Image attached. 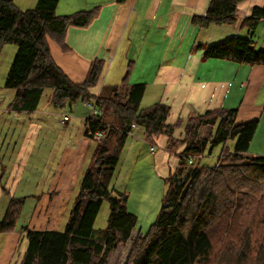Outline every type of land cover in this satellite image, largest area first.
<instances>
[{
    "label": "trees",
    "instance_id": "trees-1",
    "mask_svg": "<svg viewBox=\"0 0 264 264\" xmlns=\"http://www.w3.org/2000/svg\"><path fill=\"white\" fill-rule=\"evenodd\" d=\"M59 1L38 0L25 10L14 0H0V55L7 44L17 46L4 83L15 89L10 110H38L46 88L52 89L48 101L55 107L96 98L101 113L87 120L85 133L103 135L97 139L93 165L83 176L66 229L29 230V245L18 264H122L111 263L110 256L129 243L123 264H264V155L250 151L259 120L238 124L237 108L194 110L183 137L177 138L174 132L184 120L169 123L171 107L162 101L143 107L146 87L128 84V73L120 85L109 92L102 88L97 97L106 61L94 59L84 80L74 81L54 60L50 41L67 49V29L89 26L100 6L59 15ZM241 1L209 0L205 13L195 14L192 22L200 28L235 24ZM262 20L264 6H254L241 26L253 35ZM202 57L264 65V44L257 49L252 39L232 36L206 47ZM134 125L144 128L150 141L166 136V149L179 155V170L165 177L162 207L148 232L133 238L138 217L127 209L126 192L112 183ZM216 145L221 149L215 164L197 160ZM105 200L110 206L107 226L96 234L94 224ZM25 201L26 197L10 199L0 232L15 227Z\"/></svg>",
    "mask_w": 264,
    "mask_h": 264
},
{
    "label": "rangeland",
    "instance_id": "rangeland-1",
    "mask_svg": "<svg viewBox=\"0 0 264 264\" xmlns=\"http://www.w3.org/2000/svg\"><path fill=\"white\" fill-rule=\"evenodd\" d=\"M37 1L15 0V3L21 9L27 10L30 7L27 5L33 7ZM214 28L217 26L194 30L188 36L165 40L164 43L160 38L161 43L148 46L147 58L152 61L156 59L151 55L152 49L156 46L161 50L160 55H163L166 43H172V50L178 48L184 50L185 54L188 53V48L196 49L198 45L210 46L213 45L212 43H218L213 41L221 37L219 35H222V31ZM258 32L259 29L256 33L258 42L254 41L257 49L260 48ZM197 42L199 44H196ZM50 44V46L59 45L55 41H50ZM16 49L15 44H7L0 55V184L7 190V192L3 191L0 199V220L4 217L13 196L26 197V201L15 227L10 231L0 232V264L20 262L29 245L27 234L29 230L64 231L66 229L71 212L76 205L83 176L93 165L92 155L98 142L97 137L87 135L85 139L87 143H80V126L83 127V120H76L74 116L77 115L76 110L81 107L89 112L86 103L79 100L72 106L66 104L63 107H55L48 101V96L52 92L51 88L45 89L38 110L24 115L14 110L9 111L10 108L7 106L15 95V89L5 87L4 83ZM56 50V48L53 49L54 54ZM125 51L124 49L119 52L115 65ZM105 61L106 75L111 76L113 71L109 70L110 61ZM130 67H133V63ZM76 68L79 73L81 65ZM122 78L119 80L117 77L113 83L119 80L118 85H120ZM147 81L151 84V80L147 79ZM254 86L259 97L261 91L257 85ZM109 89L105 87V91L109 92ZM155 101V92H149L141 105L146 107ZM65 114L70 116L66 123L62 120ZM256 119L259 120L255 133L256 140H253L251 144L260 147L264 152V104H257L255 108L246 104L242 112L238 114L236 122L248 123ZM32 122L41 124L40 128L31 125ZM47 123L48 126L45 125ZM29 133L33 136L29 141H25L24 138ZM91 142L94 150L89 148ZM24 145H27L31 153L30 160L25 166L18 165L17 160V155L19 156ZM152 145H155V141L147 139L144 128H134L122 150L112 183L116 189L126 192L127 209L138 217L137 226L132 234L133 238L138 232H148L162 207V199L167 189L165 177L168 174L178 173L179 170V165L175 169L172 161H169L167 168L164 166L159 168L155 160L156 153L151 150ZM220 149V145L210 147L205 155L197 160H201L202 164L213 165L217 162ZM252 153L264 155L261 152L253 151ZM172 155L174 156V153ZM109 213V202L105 200L94 224L96 234L105 230ZM129 247L130 243L125 248L114 251L110 256V262L123 264Z\"/></svg>",
    "mask_w": 264,
    "mask_h": 264
},
{
    "label": "crops",
    "instance_id": "crops-1",
    "mask_svg": "<svg viewBox=\"0 0 264 264\" xmlns=\"http://www.w3.org/2000/svg\"><path fill=\"white\" fill-rule=\"evenodd\" d=\"M208 1L60 0L56 8L59 15L88 10L96 6H100V13L87 27L70 26L65 39L67 49L52 45L50 46L52 56L74 81H82L83 77L85 78L89 65L94 59L101 58L110 61L109 70L113 73L108 76L105 72L98 84L97 93L104 87L111 88L118 85L119 80L128 73L130 85H145L143 99L147 93L155 92L156 101L170 105L171 111L167 118L169 123L178 118L184 120L181 127L174 132L177 138L183 137L186 119L194 110L204 112L217 107L237 108L238 120V114L242 112L246 104H249L251 108H255L257 104H264L263 64L250 65L226 59H204L203 51L209 46H204V44L198 45L196 49L188 48V53L185 54L184 50L178 48L172 50V43H166L163 55H160L161 50L156 46L151 53L156 59L152 61L147 58L148 46L161 43L160 38L164 43L165 40L170 41L173 38L188 36L194 30L206 29L194 24L192 17L195 14L205 13ZM27 6L32 8V5ZM254 6H264V0H243L238 5L239 18L235 24L211 26H217L214 29L222 31V35H219L221 37L213 42H219L232 36L250 38L258 42L256 33L259 29V47H261L264 42V27L262 26L264 20L260 22L253 35H249L247 28L241 26L242 20L252 12ZM55 48L57 50L54 54L53 49ZM124 49L126 51L115 65L117 55ZM131 63H133L132 68ZM78 65H81L79 73L76 68ZM117 77H119L118 82L113 83ZM147 79L151 80V84ZM254 85H257L261 91L259 97H257ZM8 107L10 108V103ZM76 112L77 115L74 118L83 120V127L80 126V143H87L85 140L86 122L83 117L88 111L81 107ZM17 113L24 115L30 112L17 111ZM108 120L112 121V118ZM31 125L40 128L41 124L32 122ZM45 125L48 126V123ZM32 136L33 134L29 133L24 140L29 141ZM253 140H256V135ZM167 141L166 136H160L155 141L157 147L154 150L151 147V150L156 153L155 160L159 168L161 166L167 168L169 161H172L176 169L179 165V155L174 154L173 156V153L166 149ZM252 145H250L251 152L264 154L263 149ZM90 147L94 150L92 142L89 144ZM157 148L159 150H156ZM30 154L29 148L24 145L19 156L17 155L18 165L25 166L30 160ZM2 195L3 188L0 184V199Z\"/></svg>",
    "mask_w": 264,
    "mask_h": 264
},
{
    "label": "built area",
    "instance_id": "built-area-1",
    "mask_svg": "<svg viewBox=\"0 0 264 264\" xmlns=\"http://www.w3.org/2000/svg\"><path fill=\"white\" fill-rule=\"evenodd\" d=\"M88 105L92 108V111H91V113L89 114L88 118H91V117L94 118L95 115H96V113H97V110H96V108H95V106H94L93 104L88 103ZM68 118H69L68 115H65V116H64V120H65V121L68 120ZM100 135H101V133H100L98 136L100 137Z\"/></svg>",
    "mask_w": 264,
    "mask_h": 264
}]
</instances>
